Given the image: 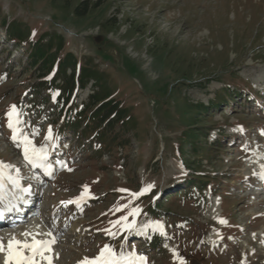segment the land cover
Wrapping results in <instances>:
<instances>
[{"label":"rangeland","instance_id":"1","mask_svg":"<svg viewBox=\"0 0 264 264\" xmlns=\"http://www.w3.org/2000/svg\"><path fill=\"white\" fill-rule=\"evenodd\" d=\"M82 1L91 9L75 17ZM46 42L63 45L58 58L71 55L76 70L87 62L97 81L77 90L73 106L100 89L129 110L128 150L78 142L63 131L58 106L35 97L42 75L29 70L27 46ZM225 95L205 120L209 159L196 158L192 175L179 154L192 157L183 138L189 107ZM24 137L44 147L51 175L25 160ZM0 162L36 201L33 215L0 229V264L5 238L19 228H32L22 244L55 240L43 255L18 244L24 264H81L106 245L147 264H180L173 252L184 264H264V0H0ZM195 177L208 181L190 186ZM155 223L165 235L148 227Z\"/></svg>","mask_w":264,"mask_h":264},{"label":"trees","instance_id":"2","mask_svg":"<svg viewBox=\"0 0 264 264\" xmlns=\"http://www.w3.org/2000/svg\"><path fill=\"white\" fill-rule=\"evenodd\" d=\"M95 6L97 5H94L93 8ZM90 9L91 6L82 1L74 8L73 14L75 17H84ZM5 34L8 41L20 45L11 34H8V32ZM62 46L58 45L56 50L53 49L50 42H46L42 48L27 46L29 70H37L38 74L42 75L39 77L36 87H34L33 94L43 102L50 101L53 106H58L55 112L57 117L63 121V131H71L74 137H78V142L89 136L91 140L95 139L98 143V151H110L113 147L120 148L122 151L128 150L130 143L127 136L133 133L135 124L129 110L122 107L120 101L114 99L111 95H103L98 89L99 91L88 96L87 102L82 107L73 106L72 99L78 89L86 87L87 82L90 80L93 81L96 87L98 84L96 80L89 76L90 69L87 62H85V66H79L76 70V60L71 55L68 54L61 59L58 58ZM67 70H70L71 73L67 74ZM58 80L60 82L56 84ZM42 89L46 93L44 97L38 95ZM229 96L225 95L219 99L214 97L209 105L200 104L189 107L192 115L188 118L189 127L188 131L183 133V138L185 139V146H187L192 157L187 153H182V149L179 154L180 160L185 164L186 169L191 171L192 175L197 176L198 174L194 169L195 162H197L196 158L203 156L208 160L207 154L211 152V148L204 145L205 129L208 128L205 125V120L213 116L210 114H213L210 110L216 112L222 104H227ZM207 181H201L198 177H195L193 180H187V183L190 186L193 184L205 185ZM181 194L183 192L178 193V195Z\"/></svg>","mask_w":264,"mask_h":264},{"label":"snow or ice","instance_id":"3","mask_svg":"<svg viewBox=\"0 0 264 264\" xmlns=\"http://www.w3.org/2000/svg\"><path fill=\"white\" fill-rule=\"evenodd\" d=\"M14 115L16 116V122L18 123L19 119H18V113L16 111L15 105L11 106L10 111L7 113L8 120H9L8 127L10 129H13V132L15 133V128L13 126V116ZM240 130L243 131L242 128ZM48 138L49 139L51 138V129H49ZM13 140L14 142L16 141L15 135H13ZM23 152H24L25 160L28 163H30L33 167L43 168L45 170L46 175L52 174L50 170L51 165L47 163V156L45 154V149L43 146L37 147L33 144L32 140L29 137H24ZM4 167L5 165L2 162H0V169ZM261 178L264 179V174L261 175ZM13 182L15 183V181ZM84 187H85V192H87L88 191L87 186H84ZM151 187L153 186L149 185L148 188L142 190L140 194H132V195L133 196L141 195L143 194V192L148 191ZM120 191H126V190L121 189ZM139 211H140L139 209H135L132 213H130V215H135ZM122 219L126 221L128 217L125 216ZM115 223L119 224L121 223V221L118 220ZM220 223H226V221L221 220ZM131 226H132L131 224L124 225L126 229H131ZM148 227H153L155 229H158L161 235H165V233L163 232V226L160 225L159 223H155L154 225H149ZM106 231H109V230H106ZM109 234L112 235L113 237L116 235V233H113L110 231H109ZM54 242H55L54 239L52 241L46 242V241H41V240H37L34 238L32 243L24 244L23 246L25 248H30L35 254L43 255L44 252L50 251V244ZM16 244H20V242L17 241ZM8 248H9V256H8V259L5 261V264H10V262L13 260L16 261V264H21V260L18 258L19 253H13L12 251L13 250L12 242H9ZM105 253H107V258H104ZM173 255L177 259L180 260V264H184V261L179 258L178 253L173 252ZM81 264H147V258L143 255L137 254L136 252H130L127 255L122 254V253L118 255L117 253L111 250L110 246L106 245L105 248L101 250V253L99 256L92 258L91 260L86 257L85 260L81 262Z\"/></svg>","mask_w":264,"mask_h":264},{"label":"bare ground","instance_id":"4","mask_svg":"<svg viewBox=\"0 0 264 264\" xmlns=\"http://www.w3.org/2000/svg\"><path fill=\"white\" fill-rule=\"evenodd\" d=\"M52 169V168H51ZM50 169V170H51ZM6 172L3 170V168L2 169H0V198H4L5 196H6V194H8L9 195V197H11L12 196V202L15 204L16 202H17V200L20 198V191H19V189H17L16 187H15V183L13 182V181H9V182H7V180H5V179H2V177H3V174H5ZM4 178V177H3ZM9 197L5 200V201H3L4 203H7V202H9L10 200H9ZM213 203H214V208L216 209H219V205H220V199L218 198V196H217V198L213 201ZM1 214V213H0ZM17 217H20V216H17ZM15 225L16 224H10V222H8V221H4L3 219H0V229H7V228H10L11 229V227H15ZM11 226V227H10ZM37 227V226H36ZM37 228H39V227H37ZM32 230V228L31 229H23V228H19V229H17V230H15V231H11V233L5 238V245H3L2 246V248H1V250H4V246L5 247H7V254H4V255H2V259H5L6 260V258H7V256H9V248H8V245H9V242H12L13 243V253H19V259L21 260V264H24L25 262H26V260H28L27 259V256L25 255V254H23L22 253V250L21 249H23V248H21V246H23L24 244H22V243H24L26 240H27V237L29 236H27V232H30ZM34 230H37V229H34ZM8 231V230H7ZM39 231V230H38ZM37 231V232H38ZM36 232V231H35ZM32 233V232H31ZM33 235H34V232L32 233ZM42 233L40 232V234L39 235H41ZM35 235H36V233H35ZM38 235V236H39ZM27 236V237H26ZM30 237V236H29ZM31 237H32V235H31ZM36 237V236H35ZM38 238V239H37ZM37 238H35V239H37V240H41V241H45V240H43L42 238H43V236L42 237H37ZM45 238H46V236H45ZM33 239V238H32ZM17 241H19L22 245L21 246H18V244H16V242ZM32 241L33 240H31L28 244H30V243H32ZM47 242V241H46ZM4 244V243H3ZM52 246H51V244H50V248H51ZM30 249V248H29ZM31 250V249H30ZM24 251V250H23ZM45 253V252H44ZM43 253V254H44ZM48 253V252H47ZM31 254H34V252L31 250ZM11 264H16V261L15 260H13V261H11L10 262Z\"/></svg>","mask_w":264,"mask_h":264}]
</instances>
